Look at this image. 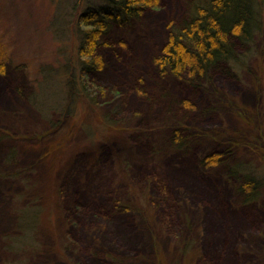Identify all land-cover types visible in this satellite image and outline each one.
Segmentation results:
<instances>
[{
  "label": "rangeland",
  "instance_id": "374dc122",
  "mask_svg": "<svg viewBox=\"0 0 264 264\" xmlns=\"http://www.w3.org/2000/svg\"><path fill=\"white\" fill-rule=\"evenodd\" d=\"M107 1L0 0V264H264V0L236 76L199 82L156 64L194 0L114 24L83 71Z\"/></svg>",
  "mask_w": 264,
  "mask_h": 264
},
{
  "label": "trees",
  "instance_id": "16d2710c",
  "mask_svg": "<svg viewBox=\"0 0 264 264\" xmlns=\"http://www.w3.org/2000/svg\"><path fill=\"white\" fill-rule=\"evenodd\" d=\"M158 4L159 0H108L102 7L92 6L82 13L80 20L85 33L82 58L91 57L83 71L92 67L95 70L90 73H97L103 69L99 43L114 24L127 25ZM258 17L252 0H194L185 23L174 31L156 64L162 71L168 70L176 76L188 74L194 82L206 77L231 80L236 76L233 61L250 40ZM0 72H5L1 59ZM247 176L242 188L249 187L248 192H254L257 181H253L250 174ZM222 243L223 240L215 236L210 241V251L216 252Z\"/></svg>",
  "mask_w": 264,
  "mask_h": 264
},
{
  "label": "bare ground",
  "instance_id": "6f19581e",
  "mask_svg": "<svg viewBox=\"0 0 264 264\" xmlns=\"http://www.w3.org/2000/svg\"><path fill=\"white\" fill-rule=\"evenodd\" d=\"M192 188L196 189V187H192Z\"/></svg>",
  "mask_w": 264,
  "mask_h": 264
}]
</instances>
